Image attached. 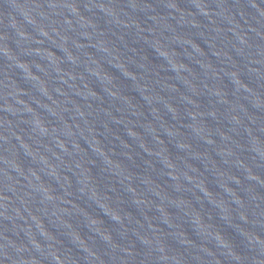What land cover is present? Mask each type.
<instances>
[{
    "label": "water",
    "instance_id": "obj_1",
    "mask_svg": "<svg viewBox=\"0 0 264 264\" xmlns=\"http://www.w3.org/2000/svg\"><path fill=\"white\" fill-rule=\"evenodd\" d=\"M0 264H264V0H0Z\"/></svg>",
    "mask_w": 264,
    "mask_h": 264
}]
</instances>
